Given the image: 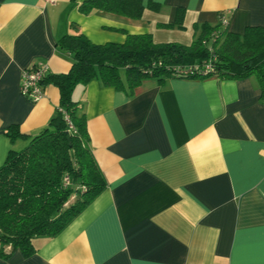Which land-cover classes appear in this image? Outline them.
<instances>
[{
  "label": "crops",
  "instance_id": "crops-1",
  "mask_svg": "<svg viewBox=\"0 0 264 264\" xmlns=\"http://www.w3.org/2000/svg\"><path fill=\"white\" fill-rule=\"evenodd\" d=\"M84 0H0V166L55 115L59 91L46 85L31 103L20 94L23 70L35 64L67 73L66 34L94 44L122 43L175 21L242 34L264 26V0H152L129 20L93 10ZM149 0H142L146 8ZM90 147L107 187L54 237L33 241L0 264H264V96L256 76L148 78L130 92L91 80L77 85ZM17 126L26 137L11 141Z\"/></svg>",
  "mask_w": 264,
  "mask_h": 264
},
{
  "label": "trees",
  "instance_id": "trees-1",
  "mask_svg": "<svg viewBox=\"0 0 264 264\" xmlns=\"http://www.w3.org/2000/svg\"><path fill=\"white\" fill-rule=\"evenodd\" d=\"M149 0H84L79 10H93L139 20L145 9L158 11ZM182 14L161 28L182 27ZM58 47L71 55L69 71L49 74L45 85L59 91V105L48 125L29 138L22 149L10 150L0 166V255L19 250L33 253V241L54 237L107 187L95 161L83 104L73 100L77 85L91 80L130 92L141 81L154 78L258 79L264 96V26H248L242 34L217 25L194 24L192 41L156 43L151 33L127 34L122 43L94 44L83 34L64 35ZM67 116L69 122L65 119ZM71 125V126H70ZM5 135L13 141L26 137L17 126Z\"/></svg>",
  "mask_w": 264,
  "mask_h": 264
},
{
  "label": "built area",
  "instance_id": "built-area-1",
  "mask_svg": "<svg viewBox=\"0 0 264 264\" xmlns=\"http://www.w3.org/2000/svg\"><path fill=\"white\" fill-rule=\"evenodd\" d=\"M45 1L54 2V0ZM221 23L225 25L226 21L223 19ZM49 74L48 67L43 64H35L23 70L21 74L20 94L29 102L36 103L44 96L46 85L43 82ZM65 119L69 122L67 116H65Z\"/></svg>",
  "mask_w": 264,
  "mask_h": 264
},
{
  "label": "rangeland",
  "instance_id": "rangeland-1",
  "mask_svg": "<svg viewBox=\"0 0 264 264\" xmlns=\"http://www.w3.org/2000/svg\"><path fill=\"white\" fill-rule=\"evenodd\" d=\"M155 38L161 39L163 42H178L183 45H188L192 41V33L184 25L182 27H169L157 30L154 26Z\"/></svg>",
  "mask_w": 264,
  "mask_h": 264
}]
</instances>
